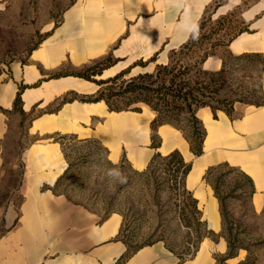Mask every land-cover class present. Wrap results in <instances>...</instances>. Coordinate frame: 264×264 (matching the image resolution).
<instances>
[{
    "label": "crops",
    "instance_id": "0c3cea01",
    "mask_svg": "<svg viewBox=\"0 0 264 264\" xmlns=\"http://www.w3.org/2000/svg\"><path fill=\"white\" fill-rule=\"evenodd\" d=\"M207 16L217 43L208 45L212 53L203 68L220 70L228 53L259 54L264 60V0H72L24 59L0 62V163L15 129L22 127L32 139L14 159L25 163V199L11 215L18 218L17 231L0 237V264H213L227 253L220 202L205 174L220 163L242 171L252 179L254 206L264 205V62L258 71L261 102L236 101L231 114L210 106L197 110L205 130L201 154L170 123L160 124L154 139L156 114L148 105L140 111L110 110L104 100H63L92 95L99 85L73 74L54 76L104 60L108 65L98 80L125 70H153L167 64L169 53L187 42ZM61 136L94 141L109 161H124L139 171L157 152L180 151L190 164L183 187L197 200L207 227L193 257L160 240L132 247L120 234L121 213L100 215L57 192L69 168L63 144L55 139ZM210 230L220 235L214 239Z\"/></svg>",
    "mask_w": 264,
    "mask_h": 264
},
{
    "label": "rangeland",
    "instance_id": "374dc122",
    "mask_svg": "<svg viewBox=\"0 0 264 264\" xmlns=\"http://www.w3.org/2000/svg\"><path fill=\"white\" fill-rule=\"evenodd\" d=\"M71 1L0 0V62L24 59L50 30L53 22L60 19ZM210 27L213 29L214 26L208 19L203 32L211 34L208 31ZM212 42V38L206 39L205 44L208 46ZM228 63L230 66L224 79L215 84L219 89L216 94L223 103H213L230 107L234 101L261 102L262 97L257 90L258 63L240 62L235 66V60L231 58ZM140 65L144 66V62ZM157 66L148 71L143 68L142 73L154 72ZM91 71V78L97 79L98 69ZM125 71L118 83L113 84L115 89L141 73ZM26 136L27 132L22 127L15 129L14 137L3 147L5 160L0 163V237L17 231L19 226L18 218L14 219L11 215L19 212L25 199L22 189L25 163L14 159L32 140ZM56 138L63 144V152L69 161L67 172L56 185L57 192L66 194L100 215L121 213L124 221L122 237L132 247L160 240L183 257H193L200 246V242L196 244L197 239L207 235V227L205 223L202 226L197 224V216L192 211L193 197L176 182L174 166L169 159L158 158L148 170L139 171L127 162L109 161L105 149L94 141H84L75 136ZM110 169H118L123 180L109 176ZM210 182L218 185L225 199L224 213L228 225L232 227L237 243L242 245L234 257L223 260L225 254H220L213 264H239L242 261L264 264V205H257L256 208L251 197H247L248 186L242 171L220 166L213 170ZM48 186L45 184L42 190ZM7 214L8 218H5ZM221 234L225 236L226 232ZM219 235L213 230L208 232V236L214 239ZM193 247L195 250L192 253Z\"/></svg>",
    "mask_w": 264,
    "mask_h": 264
},
{
    "label": "trees",
    "instance_id": "16d2710c",
    "mask_svg": "<svg viewBox=\"0 0 264 264\" xmlns=\"http://www.w3.org/2000/svg\"><path fill=\"white\" fill-rule=\"evenodd\" d=\"M208 19H210L209 16L205 17V19L197 25L187 42L179 48L171 51L170 59L167 64L158 65L154 72H141L131 79L119 84L117 89L113 87V84L118 83L119 79L126 71H120L114 76L106 79L93 80L91 78L89 71L97 68L98 71H96V73H101L103 68L108 65L107 60L88 65V67L83 66L78 71L54 74V76L73 74L93 80L99 85L98 90L92 95L78 97L77 95L72 94L71 97L66 96L63 100L73 98H80L81 100H104L110 110L131 109L140 111L142 104L148 105L156 114L152 122V136L154 139L157 137V127L162 123H170L183 132L190 143L192 151L195 154H201L203 150L205 130L196 115L197 110L202 106H210L213 111L223 109L231 114L233 104L236 102H231L230 107L222 106L220 104H217V106L213 103V101L223 103L216 94L219 89L215 87V84H217L220 79H224V76L228 72L227 70L230 66L228 60L230 58L235 60V66L240 62H247L249 64L255 62L254 64L258 63V65L263 64L264 62L262 56L259 54L233 56L228 53L224 56L223 66L220 70L211 71L203 68V62L212 53V51L208 50L209 47L205 44L206 39H210L211 35L203 32L204 24ZM232 37L233 35H231L228 40H231ZM212 43L214 45L217 41ZM155 58L156 57L153 56L151 60H154ZM99 64H102V66L104 65V67H100ZM257 90L261 96L260 80L257 85ZM19 102L20 96L17 97L16 103ZM120 103L123 104L120 105ZM158 158L170 160V163L174 166L173 171L175 180L181 185V187H183L184 178L190 169V164L184 161L180 151L174 150L167 155H162L159 152L155 153L147 168L144 170H148L157 162ZM220 166L228 165L226 163H220L210 167L205 174V178L210 181L213 170ZM230 168L237 170L233 167ZM243 175L248 186L246 195L250 198L254 192L253 182L247 174L243 173ZM211 184L213 185L215 194L220 202L223 225L222 229L226 232L225 237L228 242V251L222 258L223 260H226L234 257L236 255V250L241 248L242 245L237 243L232 233V227L228 225V220L224 213L225 199L222 197L218 185L214 182H211ZM185 192L192 195L186 190ZM192 211H194L197 216V224L202 226L203 221L200 220L197 200L194 197L192 200ZM123 225L120 231L121 236L123 233ZM203 237H198L196 242L197 245ZM239 264H246V261H242Z\"/></svg>",
    "mask_w": 264,
    "mask_h": 264
},
{
    "label": "clouds",
    "instance_id": "9594fccd",
    "mask_svg": "<svg viewBox=\"0 0 264 264\" xmlns=\"http://www.w3.org/2000/svg\"><path fill=\"white\" fill-rule=\"evenodd\" d=\"M108 175L111 177H118V178H121L123 180V178L121 177V173L119 172L118 169H110L108 172Z\"/></svg>",
    "mask_w": 264,
    "mask_h": 264
},
{
    "label": "bare ground",
    "instance_id": "6f19581e",
    "mask_svg": "<svg viewBox=\"0 0 264 264\" xmlns=\"http://www.w3.org/2000/svg\"><path fill=\"white\" fill-rule=\"evenodd\" d=\"M209 208L213 211V215L211 216V223H212L213 226L217 227L216 220L214 218V211H215V209H214L213 206H209Z\"/></svg>",
    "mask_w": 264,
    "mask_h": 264
},
{
    "label": "built area",
    "instance_id": "2783aa9c",
    "mask_svg": "<svg viewBox=\"0 0 264 264\" xmlns=\"http://www.w3.org/2000/svg\"><path fill=\"white\" fill-rule=\"evenodd\" d=\"M194 250H195V249H194V247H193V251H192V253L194 252Z\"/></svg>",
    "mask_w": 264,
    "mask_h": 264
}]
</instances>
